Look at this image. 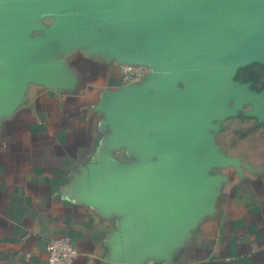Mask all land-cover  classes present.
Masks as SVG:
<instances>
[{
	"label": "crops",
	"instance_id": "1",
	"mask_svg": "<svg viewBox=\"0 0 264 264\" xmlns=\"http://www.w3.org/2000/svg\"><path fill=\"white\" fill-rule=\"evenodd\" d=\"M0 0V264H47L70 237L72 264H264V151L222 115L178 131L159 122L174 91L141 27L81 0ZM149 63L138 84L127 63ZM227 115V114H225Z\"/></svg>",
	"mask_w": 264,
	"mask_h": 264
},
{
	"label": "water",
	"instance_id": "2",
	"mask_svg": "<svg viewBox=\"0 0 264 264\" xmlns=\"http://www.w3.org/2000/svg\"><path fill=\"white\" fill-rule=\"evenodd\" d=\"M34 2L20 0L10 17ZM81 5L89 15L148 31L146 51L160 64L161 80L171 87L183 83V92L174 91L157 108L177 154L178 131L185 121L201 129L221 116L228 99H254L236 89L233 80L241 64L264 50V0H81Z\"/></svg>",
	"mask_w": 264,
	"mask_h": 264
},
{
	"label": "rangeland",
	"instance_id": "3",
	"mask_svg": "<svg viewBox=\"0 0 264 264\" xmlns=\"http://www.w3.org/2000/svg\"><path fill=\"white\" fill-rule=\"evenodd\" d=\"M233 81L236 89L243 90L244 94L250 93L254 99L232 97L223 104L222 119H232L228 125L231 129H235L237 134L243 136L231 137L224 144L231 145L229 150L232 152H262L264 151V50L256 51L241 64Z\"/></svg>",
	"mask_w": 264,
	"mask_h": 264
},
{
	"label": "built area",
	"instance_id": "4",
	"mask_svg": "<svg viewBox=\"0 0 264 264\" xmlns=\"http://www.w3.org/2000/svg\"><path fill=\"white\" fill-rule=\"evenodd\" d=\"M123 72L132 84L141 83L150 73L149 66L125 64ZM47 264H72L79 257V251L70 237L54 238L46 245Z\"/></svg>",
	"mask_w": 264,
	"mask_h": 264
}]
</instances>
